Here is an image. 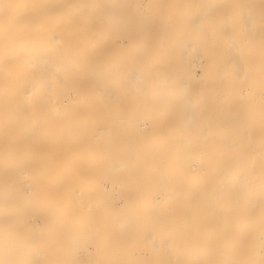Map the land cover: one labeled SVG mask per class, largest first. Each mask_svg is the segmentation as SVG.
I'll list each match as a JSON object with an SVG mask.
<instances>
[{
  "label": "bare ground",
  "instance_id": "bare-ground-1",
  "mask_svg": "<svg viewBox=\"0 0 264 264\" xmlns=\"http://www.w3.org/2000/svg\"><path fill=\"white\" fill-rule=\"evenodd\" d=\"M0 264H264V0H0Z\"/></svg>",
  "mask_w": 264,
  "mask_h": 264
},
{
  "label": "snow or ice",
  "instance_id": "snow-or-ice-1",
  "mask_svg": "<svg viewBox=\"0 0 264 264\" xmlns=\"http://www.w3.org/2000/svg\"><path fill=\"white\" fill-rule=\"evenodd\" d=\"M40 85H41L42 87H44L45 90H46L48 93H51L52 89L47 88V87L45 86V83L40 82Z\"/></svg>",
  "mask_w": 264,
  "mask_h": 264
},
{
  "label": "rangeland",
  "instance_id": "rangeland-1",
  "mask_svg": "<svg viewBox=\"0 0 264 264\" xmlns=\"http://www.w3.org/2000/svg\"><path fill=\"white\" fill-rule=\"evenodd\" d=\"M23 186H24L25 188H27V187H28V183H27L26 181H24V182H23ZM61 236H63V235H61Z\"/></svg>",
  "mask_w": 264,
  "mask_h": 264
}]
</instances>
